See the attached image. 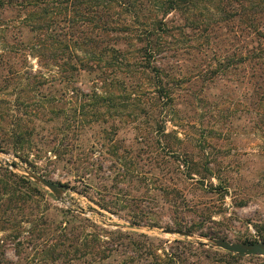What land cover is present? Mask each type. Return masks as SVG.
Returning <instances> with one entry per match:
<instances>
[{
  "label": "rangeland",
  "instance_id": "1",
  "mask_svg": "<svg viewBox=\"0 0 264 264\" xmlns=\"http://www.w3.org/2000/svg\"><path fill=\"white\" fill-rule=\"evenodd\" d=\"M29 1L0 0V151L59 192L26 177L50 232L26 222L17 237L0 230V264H130L142 255L130 236L157 254L175 240L193 245L180 244L179 264H264L213 242L264 244V58L239 57L244 42L225 23L212 18L206 36L172 11L153 78L132 40L111 47L134 70L107 66L96 56L104 43L82 44L85 29L67 28L63 15L38 30ZM97 94L116 108L104 112Z\"/></svg>",
  "mask_w": 264,
  "mask_h": 264
},
{
  "label": "trees",
  "instance_id": "2",
  "mask_svg": "<svg viewBox=\"0 0 264 264\" xmlns=\"http://www.w3.org/2000/svg\"><path fill=\"white\" fill-rule=\"evenodd\" d=\"M29 2L33 7L26 11V14L29 12L30 15L27 19L32 24H38L36 27L38 30H44L45 25L48 26L49 23L54 22L55 16L63 15L67 28L85 29V34L81 36L82 44L100 46V43H104L96 56L97 60L103 61L107 66L131 67L130 69L134 70L127 63V57L123 55L119 58L120 50L111 47V45L125 44V40H132L139 46L133 56L145 61V64L141 66L142 73L153 78L159 76L157 72L159 67L154 63L157 61L158 52L166 35V31L162 29L161 25L165 16L172 11H177L193 30L200 31L206 36H210L209 25L212 18L215 22L225 23L233 32L231 39L236 38L240 42H244L245 51L238 52L239 57L244 55L248 60L255 56L264 58V0H31ZM95 31L97 32V41L94 40ZM119 32L126 35L120 41L108 39L107 34ZM106 36L107 39H103ZM247 39L257 41L260 49L251 48L250 43L245 42ZM56 50L58 52L57 48ZM256 51L258 52L256 53ZM122 60H124V66H121L123 65ZM88 67L89 65H85L83 68L86 70ZM156 85L163 90L164 86L161 80H158ZM164 96L170 98L168 88H166ZM97 100V103L102 104L104 112H107L110 107H115L113 105L114 96L102 97L98 95ZM158 129L163 132L161 125H158ZM17 139L20 144L23 143L21 136H18ZM39 196H42L40 188L25 175L0 166V230L11 229L14 237H17L23 231L22 223L26 222L34 226L33 230H38V227L43 225L44 228L38 231L41 236L46 232L49 233L51 226L49 218L44 211H38V203L33 204L39 202ZM30 202L32 203L27 205ZM63 212L72 217L79 215L73 213L71 209H65ZM84 220L91 222L87 218ZM91 226L94 229L96 224L91 222ZM117 232L122 234L120 231ZM119 236L124 238L122 235ZM132 236L135 237V235ZM174 244L176 246L174 245L172 251L162 249V253L157 254L156 250L160 247H151L147 251L145 242L134 241L130 236L129 245L135 253L142 254L139 259L132 257L130 264H140L139 262L144 259L148 264H153L149 263L153 260L154 264H179L182 257L179 251L180 244L189 249L193 245L181 243L179 240H175ZM196 247L206 254L214 253L202 246ZM102 252L101 258L102 256L107 258V255H104V250ZM53 258L57 260L60 255H52Z\"/></svg>",
  "mask_w": 264,
  "mask_h": 264
},
{
  "label": "water",
  "instance_id": "3",
  "mask_svg": "<svg viewBox=\"0 0 264 264\" xmlns=\"http://www.w3.org/2000/svg\"><path fill=\"white\" fill-rule=\"evenodd\" d=\"M25 176L42 183L43 185L47 186L49 189H51L54 192H57V193L59 192V189L55 183L47 179H44L42 177H38L37 175L33 174L30 171H27ZM163 232L176 233L179 235H186V236L192 235L191 233L187 231L180 230V229H173V228H165L163 229ZM213 242L215 245L229 252H234L237 254H258V255L264 256V244H261V243L232 244V243H228V242H224L220 240H214Z\"/></svg>",
  "mask_w": 264,
  "mask_h": 264
},
{
  "label": "built area",
  "instance_id": "4",
  "mask_svg": "<svg viewBox=\"0 0 264 264\" xmlns=\"http://www.w3.org/2000/svg\"><path fill=\"white\" fill-rule=\"evenodd\" d=\"M0 166L7 167L21 175H26L27 171H29L26 165L19 162L17 158L2 151H0Z\"/></svg>",
  "mask_w": 264,
  "mask_h": 264
}]
</instances>
